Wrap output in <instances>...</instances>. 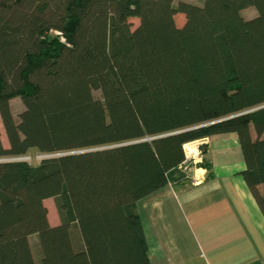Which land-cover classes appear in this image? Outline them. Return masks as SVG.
<instances>
[{"label": "trees", "instance_id": "obj_1", "mask_svg": "<svg viewBox=\"0 0 264 264\" xmlns=\"http://www.w3.org/2000/svg\"><path fill=\"white\" fill-rule=\"evenodd\" d=\"M174 2L0 0V158L59 153L0 160V264H150L136 202L220 133L237 134L264 215V0Z\"/></svg>", "mask_w": 264, "mask_h": 264}, {"label": "crops", "instance_id": "obj_2", "mask_svg": "<svg viewBox=\"0 0 264 264\" xmlns=\"http://www.w3.org/2000/svg\"><path fill=\"white\" fill-rule=\"evenodd\" d=\"M251 134L255 138L252 127ZM203 140L198 159L181 168L184 179L136 202L148 260L150 264H264V215L243 177L247 165L238 136L228 132ZM258 188L264 192V184ZM59 222L56 217L49 219L50 225Z\"/></svg>", "mask_w": 264, "mask_h": 264}, {"label": "rangeland", "instance_id": "obj_3", "mask_svg": "<svg viewBox=\"0 0 264 264\" xmlns=\"http://www.w3.org/2000/svg\"><path fill=\"white\" fill-rule=\"evenodd\" d=\"M177 1L178 0H175L174 3H176ZM188 1H190L192 3H196V4H200V2H201V0H188ZM241 14L244 18H251L256 14V10L253 7H247V8H244L243 10H241ZM175 19H176L177 24H181L183 22V16L180 14H176ZM129 21L132 23V28L136 27L138 25V22H139L137 17H130ZM54 34H57V33L54 32ZM93 95L96 98L101 97L100 91H98V90H94ZM10 106H11V111H12V114H13L15 121H18V119H19L18 113L23 109V104H22L20 98L19 97L13 98L10 101ZM0 138H1L2 144L5 147H7L8 141H7V137H6L5 131L3 129V126H2L1 119H0ZM184 149H185L186 153H190V154L194 153V150H193V147L191 146V144L184 145ZM191 149H192V151H191ZM41 154L42 153H40L36 150H30L25 155H22V158H25L28 162L35 165L39 162V160L41 158L40 157ZM57 154H59V153H53V154L45 153L46 156L47 155H49V156L57 155ZM42 155H44V154H42ZM0 159L10 160V159H14V158L13 157H3ZM185 172L189 173V170L187 171V169H185ZM44 205L45 206L47 205L48 221L50 218L52 219L53 217L59 218L56 203H55V200L53 198L49 199L47 202H44ZM70 227H71L70 230H71L73 245L76 249H79L82 247L83 244H82V240H81V237L79 234L78 227L76 226L75 223H72ZM31 242L33 244L32 251L34 253V258H36L39 261V259H40L39 254L41 255V247H40V243H39V240H38V237L36 234H33V236H31ZM37 260H36V262H37Z\"/></svg>", "mask_w": 264, "mask_h": 264}, {"label": "built area", "instance_id": "obj_4", "mask_svg": "<svg viewBox=\"0 0 264 264\" xmlns=\"http://www.w3.org/2000/svg\"><path fill=\"white\" fill-rule=\"evenodd\" d=\"M189 143H191V146L193 147L194 153H192V154L186 153V151L184 149V151H185V160L180 165V168H182L183 166H188L190 161L193 162L194 160L198 159L199 154L201 152V146H202L203 143H205V141L202 138V139H198V140H195V141H192V142H189ZM42 154H44V155H42ZM42 154L40 155L41 158H45V157L49 156V155L46 156L45 153H42ZM13 158L14 159H18V160H26L25 158H22V156H17V157H13ZM0 160H3V159H0ZM10 160H13V159H10Z\"/></svg>", "mask_w": 264, "mask_h": 264}, {"label": "water", "instance_id": "obj_5", "mask_svg": "<svg viewBox=\"0 0 264 264\" xmlns=\"http://www.w3.org/2000/svg\"><path fill=\"white\" fill-rule=\"evenodd\" d=\"M212 122H215V121H212ZM212 122H209V123H212ZM180 130H177V131H173L171 133H175V132H179ZM165 135V134H164ZM140 140H144V139H140ZM131 142H134V141H131ZM128 143V142H126ZM122 144H125V143H122ZM104 148V147H103ZM201 150H202V147H201ZM51 156H55V155H51Z\"/></svg>", "mask_w": 264, "mask_h": 264}, {"label": "bare ground", "instance_id": "obj_6", "mask_svg": "<svg viewBox=\"0 0 264 264\" xmlns=\"http://www.w3.org/2000/svg\"><path fill=\"white\" fill-rule=\"evenodd\" d=\"M189 143H187L186 145H188Z\"/></svg>", "mask_w": 264, "mask_h": 264}]
</instances>
